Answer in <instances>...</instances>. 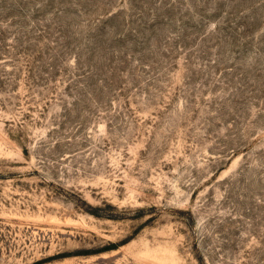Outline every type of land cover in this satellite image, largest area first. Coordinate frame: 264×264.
I'll list each match as a JSON object with an SVG mask.
<instances>
[{
	"label": "rangeland",
	"instance_id": "obj_1",
	"mask_svg": "<svg viewBox=\"0 0 264 264\" xmlns=\"http://www.w3.org/2000/svg\"><path fill=\"white\" fill-rule=\"evenodd\" d=\"M0 264H264V0H0Z\"/></svg>",
	"mask_w": 264,
	"mask_h": 264
}]
</instances>
